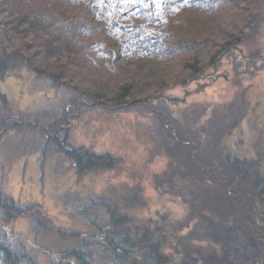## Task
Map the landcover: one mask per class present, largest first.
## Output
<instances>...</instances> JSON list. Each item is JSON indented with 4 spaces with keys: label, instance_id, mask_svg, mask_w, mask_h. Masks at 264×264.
<instances>
[{
    "label": "rangeland",
    "instance_id": "374dc122",
    "mask_svg": "<svg viewBox=\"0 0 264 264\" xmlns=\"http://www.w3.org/2000/svg\"><path fill=\"white\" fill-rule=\"evenodd\" d=\"M256 1L248 28L224 49L223 37L233 36L238 28L229 27L230 20L239 23L230 8L219 5L208 13L199 5L188 6L181 12L182 20L167 26L175 37L212 42L216 51L208 54L213 57L210 64L204 53L185 67L170 60L126 59L114 43L119 73L135 75L139 81V90L132 89V96L116 105L110 101L116 84L105 88L108 98L86 94L96 80L109 79L104 71L92 72L89 82L73 78L59 83V71L43 69L48 75L31 69L29 59L19 53L5 55L8 71L0 82V118L5 119L0 128V203L6 206L0 207V246L19 255L20 264H76L74 251L85 253L94 264H176L178 253L188 251L195 253V264H207L206 255L217 247L204 236L207 223L177 192L193 199L199 187L213 185L196 180L197 168L190 159L196 151L212 173H220L227 160L238 159L247 162L252 177L264 179V63L257 65L264 50V0ZM30 56L31 52L26 57ZM221 72L227 78L217 77ZM169 97L178 100L169 103ZM64 110L70 111L66 124L61 122L51 142L45 133L51 134L49 128ZM166 115L169 120H164ZM170 128L184 139L190 135L196 150L180 140L170 142ZM71 149L110 157L115 166L79 171L67 156ZM163 180H172L173 192ZM212 189L217 195L221 192L219 183ZM249 200L254 221H264V202L254 194ZM198 203L193 202L196 212ZM227 207L232 213L241 210L232 201ZM113 216L121 218L120 230L144 242L140 252L131 250L124 256L118 248V257L104 244L107 233L109 242L116 231ZM259 225L264 229V223ZM238 238L232 251L235 263L262 264L261 255L247 243L251 241Z\"/></svg>",
    "mask_w": 264,
    "mask_h": 264
},
{
    "label": "trees",
    "instance_id": "16d2710c",
    "mask_svg": "<svg viewBox=\"0 0 264 264\" xmlns=\"http://www.w3.org/2000/svg\"><path fill=\"white\" fill-rule=\"evenodd\" d=\"M241 4L245 7L242 10L239 7ZM196 5L208 13L215 12L217 7L222 5V8L223 6L230 8L231 12L234 11L239 17V23L236 24L234 20H230V24L228 23L229 27L238 26V28L235 29L233 36L223 37L220 48L224 49L231 41L233 42V39H237L236 36L240 37L244 28H248L252 20V7L257 6V1L0 0V82L8 71L6 67L8 60L4 61L5 55L19 53L22 58L29 59H27L30 63L28 66L31 69L34 68L42 72L43 69L50 72L59 71L61 73V78H58L59 83L66 82L65 80L72 81L73 78L92 81L93 79L90 77L92 72H106L107 76L105 77L109 79L96 80L92 84V92L86 94L90 95L89 97H97L96 99L99 97L108 98V93L103 94L105 88L116 84V92L112 93L114 95L110 98L113 105H116L115 103H121L125 97L132 96L130 93L132 89L139 90V81L135 80V75L119 73L112 54L114 43L122 49V55L126 59L145 57L154 61L170 60V62L176 61L178 65L184 67L191 61L200 60L201 53L207 54L211 58L206 64L212 60L211 55L216 51L213 49L212 42L206 39L200 40L197 37L191 39L175 37L169 31L171 29L167 28V26L173 27L174 23L184 18L181 13L184 8ZM29 52H31V56L26 57ZM190 71L197 70L192 68ZM43 73L48 74L47 72ZM0 100H4L2 94H0ZM84 101L87 100L84 98ZM72 110L74 113L77 111L75 106ZM72 110L70 109V111ZM69 112L64 110L61 118L56 119L55 126L49 128L51 134L45 133V135H49L47 140L53 142V137H55L53 134L60 131L61 122H65V116L67 117ZM1 119L0 128L5 120ZM165 119L169 120V115L164 116ZM170 132H172L168 137L170 142L178 144L177 141L180 140L184 146L190 148V151L196 150L191 147L194 142L190 135L184 139L180 132L175 133L173 128H170ZM55 142L58 141L55 140ZM166 152L172 157L168 147ZM67 156L79 171L87 167L93 169L92 166L108 170L115 163L110 157L108 159L107 156L75 149L67 151ZM190 159L197 168L196 180L198 182L205 180L213 185L219 183L221 189L217 195L212 189L213 185L208 188L199 187V193L192 194L195 196L193 199L177 192L190 205L194 215L198 213L203 222L207 223L204 236L209 245L217 247L213 254L206 255L207 264H236L232 251L236 248L235 245L240 242L239 236L246 241L250 240L251 243L247 242L248 245L250 244L249 247L255 248L254 250L264 260V229L258 228L259 224L264 221L262 219L254 221L250 213L252 202L249 200L254 194L259 197L261 202H264V179L258 180V178L252 177L248 171L249 165L244 160H227L225 168L216 174L207 169L208 161H203L200 156H197V151L193 156L190 154ZM184 175H177V177L183 180L186 178ZM164 181L167 182V185L170 184L169 189L173 192L175 184H171L172 180H163L162 182ZM173 181L175 182V180ZM189 195L191 196V192ZM200 199L201 201H199ZM197 201L199 203L196 212L193 209L195 207L193 202ZM231 201L241 208L239 212H233L236 214L228 210L227 206ZM4 206H6L5 203L1 202L0 207L4 208ZM120 219L113 218L112 222L116 231L111 232L112 240L108 242L109 233H107V239L104 237V244L110 246L114 255L118 257H121L119 252L126 256L127 251L137 250L139 246L144 248L142 240L134 241L132 239L134 234L120 230L122 221ZM139 233L137 232V234ZM182 239L183 246L187 247L188 242L184 238ZM178 254L176 264H195L194 252L183 251ZM71 255L76 259V264H94L85 253L74 251ZM0 261L3 264H20L21 257L0 246Z\"/></svg>",
    "mask_w": 264,
    "mask_h": 264
},
{
    "label": "flooded vegetation",
    "instance_id": "af4514ba",
    "mask_svg": "<svg viewBox=\"0 0 264 264\" xmlns=\"http://www.w3.org/2000/svg\"><path fill=\"white\" fill-rule=\"evenodd\" d=\"M251 57V56H250ZM250 57H248V59L245 57V60H247V61H250L251 63L253 62H255V59L254 58H250ZM249 58H250V60H249ZM260 63H264V50H263V54H262V56L260 57V59H259V61H258V64L257 65H259ZM250 78V77H249ZM213 80H216V77L214 76L213 77ZM183 91H185V90H183ZM183 94H184V92H183ZM177 100H178V98L177 97H175ZM177 103V102H176Z\"/></svg>",
    "mask_w": 264,
    "mask_h": 264
},
{
    "label": "bare ground",
    "instance_id": "6f19581e",
    "mask_svg": "<svg viewBox=\"0 0 264 264\" xmlns=\"http://www.w3.org/2000/svg\"><path fill=\"white\" fill-rule=\"evenodd\" d=\"M232 50H233V51H236V48L233 47ZM243 56H244V55H243ZM243 56H242V58H244ZM217 77L225 79V78H227V74L221 72V74H220V75L218 74ZM217 77H216V78H217ZM201 85H203V84H201ZM201 85H199V87H200ZM262 261H264V260H262ZM262 264H264V262H262Z\"/></svg>",
    "mask_w": 264,
    "mask_h": 264
},
{
    "label": "water",
    "instance_id": "95a60500",
    "mask_svg": "<svg viewBox=\"0 0 264 264\" xmlns=\"http://www.w3.org/2000/svg\"><path fill=\"white\" fill-rule=\"evenodd\" d=\"M168 101H169V103H173V101H176V99H174V98H168Z\"/></svg>",
    "mask_w": 264,
    "mask_h": 264
}]
</instances>
